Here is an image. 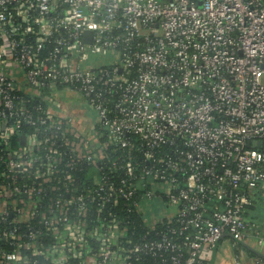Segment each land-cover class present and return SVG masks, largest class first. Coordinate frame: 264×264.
I'll return each instance as SVG.
<instances>
[{
    "label": "built area",
    "instance_id": "1",
    "mask_svg": "<svg viewBox=\"0 0 264 264\" xmlns=\"http://www.w3.org/2000/svg\"><path fill=\"white\" fill-rule=\"evenodd\" d=\"M261 198L264 0H0V264H212Z\"/></svg>",
    "mask_w": 264,
    "mask_h": 264
},
{
    "label": "rangeland",
    "instance_id": "2",
    "mask_svg": "<svg viewBox=\"0 0 264 264\" xmlns=\"http://www.w3.org/2000/svg\"><path fill=\"white\" fill-rule=\"evenodd\" d=\"M54 95H57L58 99L63 103V112L72 117V123L77 127L84 135L93 136L92 126L97 119L95 110L90 106V103L85 94L76 88L71 86H64L63 88H55ZM161 202V201H160ZM157 199L151 204L149 214L159 218V215L163 214V203L160 206ZM175 206H172V208ZM264 215H262L263 217ZM264 223V219H263ZM232 238L226 236L221 240V248L225 251L232 252Z\"/></svg>",
    "mask_w": 264,
    "mask_h": 264
},
{
    "label": "crops",
    "instance_id": "3",
    "mask_svg": "<svg viewBox=\"0 0 264 264\" xmlns=\"http://www.w3.org/2000/svg\"><path fill=\"white\" fill-rule=\"evenodd\" d=\"M251 214L260 219L262 224L260 235H264V216L262 217L264 215V198L256 202L254 208L251 209ZM260 235L249 228L247 238L237 243L232 241V252L220 249L222 246L220 241L216 250L213 251L212 264H264V241H259Z\"/></svg>",
    "mask_w": 264,
    "mask_h": 264
},
{
    "label": "trees",
    "instance_id": "4",
    "mask_svg": "<svg viewBox=\"0 0 264 264\" xmlns=\"http://www.w3.org/2000/svg\"><path fill=\"white\" fill-rule=\"evenodd\" d=\"M255 204H256V202H254L252 205H250V206H249V207H250L249 210H251L252 208H254ZM144 213L146 214V213H148V212L146 211V212H144ZM247 214L250 215L251 212L248 211ZM251 215H252V214H251ZM252 216H253V215H252ZM254 217H255V216H254ZM255 218H256V217H255Z\"/></svg>",
    "mask_w": 264,
    "mask_h": 264
},
{
    "label": "water",
    "instance_id": "5",
    "mask_svg": "<svg viewBox=\"0 0 264 264\" xmlns=\"http://www.w3.org/2000/svg\"><path fill=\"white\" fill-rule=\"evenodd\" d=\"M91 32H92L91 30H87V31H86V35L91 34ZM215 248H217V246H216ZM215 250H216V249H215Z\"/></svg>",
    "mask_w": 264,
    "mask_h": 264
}]
</instances>
